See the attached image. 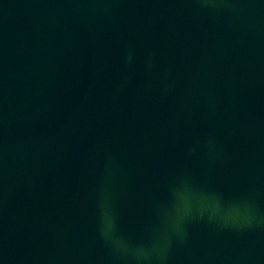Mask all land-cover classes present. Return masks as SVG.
Wrapping results in <instances>:
<instances>
[{"label": "water", "instance_id": "95a60500", "mask_svg": "<svg viewBox=\"0 0 264 264\" xmlns=\"http://www.w3.org/2000/svg\"><path fill=\"white\" fill-rule=\"evenodd\" d=\"M0 264H264V0H0Z\"/></svg>", "mask_w": 264, "mask_h": 264}]
</instances>
